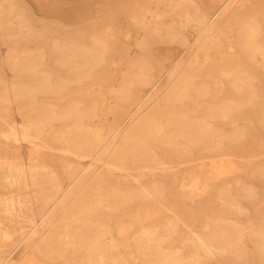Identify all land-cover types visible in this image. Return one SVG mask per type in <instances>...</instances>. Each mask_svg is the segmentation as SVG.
Returning a JSON list of instances; mask_svg holds the SVG:
<instances>
[{
	"label": "bare ground",
	"instance_id": "bare-ground-1",
	"mask_svg": "<svg viewBox=\"0 0 264 264\" xmlns=\"http://www.w3.org/2000/svg\"><path fill=\"white\" fill-rule=\"evenodd\" d=\"M164 1L171 6L170 11H154L151 19L142 12L140 19L132 17V23L143 31L164 22L158 31L163 40L180 41L185 50L203 52V64H211L208 52L224 43V31L219 30L213 17L203 13L196 0ZM12 9L0 3V32L8 39L22 34L9 32L8 27L14 24L3 18ZM168 14L179 18L178 22H165L163 18ZM187 27L196 34L194 43L182 32ZM258 36L257 23L248 24L240 39L246 45L252 44L250 49L253 55L261 56L264 69V48L258 45ZM109 41L106 34L90 36L85 43L54 40L51 51L56 63L71 76L52 78L46 73L42 69L45 53L38 47L35 52L19 54L15 67L17 72L27 74L32 84L12 87L0 81V105L20 101L23 118L21 131L4 137L16 147L27 143L32 148L29 168L0 162V170L7 171L0 173V190L23 191L22 196L0 199V216L8 219L7 225L17 226L12 231L0 226V251L1 242L11 233L17 249L47 223L55 225V233L43 238L35 252L48 261L64 260L69 252L79 250L89 263L115 264L119 243L114 236L116 227L108 221L135 203L147 208L142 220L151 218L152 207L158 208L161 215L167 181L195 193L199 185L208 184L216 159L223 163L230 157L226 142L236 144L245 138V126L233 123L239 122L246 106L256 103L255 85L248 71L239 68H222L215 78L209 70L201 75L195 67L198 63L184 66L178 62L157 72L150 59L131 54L110 91L115 104L121 106L120 113L114 122L101 128L90 124L99 117L95 106L81 107L85 102L79 100L54 101L66 96L69 88L89 83L95 73L108 67L112 55ZM136 41L139 47L144 45V39ZM165 76L168 83L161 102H167L166 109L156 113L153 107L159 106L160 98H150L160 90ZM225 81L247 98H227L217 87ZM260 122L264 126V118ZM58 123L60 127L55 126ZM44 139L47 146L40 141ZM52 153L67 156L58 162L39 156ZM164 225L160 218L155 223H144L137 232L139 241L134 249L153 264H186L183 256L166 252L156 242L163 241L169 232ZM245 237L258 242L264 257V228L248 229L229 221L194 237L193 245L208 257L240 255ZM0 264L6 261L0 259Z\"/></svg>",
	"mask_w": 264,
	"mask_h": 264
},
{
	"label": "rangeland",
	"instance_id": "rangeland-1",
	"mask_svg": "<svg viewBox=\"0 0 264 264\" xmlns=\"http://www.w3.org/2000/svg\"><path fill=\"white\" fill-rule=\"evenodd\" d=\"M196 1L203 13L213 17L219 30L225 33L222 38L224 43L208 52L211 57V64L208 66L203 64V52L196 49L185 50L180 41L163 40L161 32L158 31L164 27V22L143 31L132 23V17L136 15L140 19L142 12L146 19H151L154 11H170L171 6L164 0H0L5 8H13L3 17L14 24L8 27L9 32L22 33L21 37L8 39L0 32V81L12 87L30 85L33 82L27 74L16 71L19 54L35 52L40 47L45 53L42 69L46 73L51 74L52 78L71 76V73L59 69L57 59L51 51L53 41L85 43L94 35L106 34L110 37L112 55L108 67L105 66L102 72L95 73L89 83L73 86L66 91V96L54 98L56 102L60 99L59 103L79 100L85 102L81 107L95 106L99 117L90 124L96 128L114 122L115 115L120 113L121 106L115 104L116 99L110 91L117 85V78L126 68L131 54L141 55L147 61L150 59L157 72L172 63L181 62L185 66L193 62L198 63L195 67L201 71V75L205 70H209L216 78L218 70L222 68H239L247 70L254 78L253 92L256 103L246 106L239 122L233 123L245 126L246 136L240 143L226 142L230 157L226 155L227 160L223 163L216 159L210 177L204 176L208 178V184L199 185L198 190L191 193L187 189L174 187L167 181V198L161 215L158 216V208L152 207L151 218L142 220L141 217L147 208L135 203L119 213L114 220L108 221L110 226L116 227L114 236L119 243L118 253H114L115 264H153L134 247L139 241L137 232L140 227L147 222L155 223L159 218L165 222L164 226L169 228V232L163 237V241L156 242L166 252L183 256L186 264H264L258 242L250 237L244 238L240 255L208 257L204 250H197L193 245L194 237L201 236L226 221L248 229L264 228V126L260 122L264 118V69L261 56L253 55L250 49L252 44L246 45L240 39L246 25L257 23L258 45L264 48V0ZM163 20L178 22L179 18L168 14ZM176 30H180L179 27ZM182 32L188 41L194 43L196 34L192 27H187ZM143 39L144 45L139 47L136 40ZM167 83L168 76H165L160 90L151 95V101L157 96L160 98L159 106L153 107L156 113L166 109L167 102L161 100ZM217 87L222 89L221 93L230 100L247 98L246 94L242 96L235 91L228 81L218 83ZM20 104V101H14L0 105V162L20 163L29 168L32 150L30 145L22 143L19 144L20 147H16L4 137L14 131H21L23 118L19 110ZM5 108L7 110L3 111ZM110 109L115 110L109 112ZM55 126L60 127L59 123ZM128 126L129 124L123 130ZM45 139L40 141H44L47 146ZM42 142L39 145L44 148ZM54 147L52 145V150L56 149ZM39 156L49 159L50 162H58L67 155L52 153ZM54 168L60 173L59 168ZM6 172V169L0 170V173ZM17 195L22 196L23 191L15 188L0 190V199ZM7 220L0 216V226L9 231L17 228L14 224L7 225ZM120 226L122 230H119ZM55 228V225L50 227L45 223L27 243H22L17 249L14 244L15 235L11 233L1 242L3 248L0 251V259L5 260L6 264H92L87 262L84 252L79 250L69 252L64 260L55 263L36 253L35 248L43 238L53 236Z\"/></svg>",
	"mask_w": 264,
	"mask_h": 264
}]
</instances>
